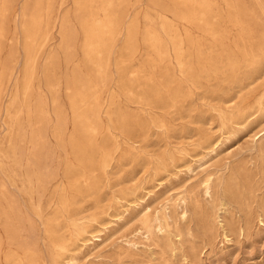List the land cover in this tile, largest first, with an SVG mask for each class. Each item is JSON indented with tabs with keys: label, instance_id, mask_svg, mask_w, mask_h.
Wrapping results in <instances>:
<instances>
[{
	"label": "rangeland",
	"instance_id": "obj_1",
	"mask_svg": "<svg viewBox=\"0 0 264 264\" xmlns=\"http://www.w3.org/2000/svg\"><path fill=\"white\" fill-rule=\"evenodd\" d=\"M0 264H264V0H0Z\"/></svg>",
	"mask_w": 264,
	"mask_h": 264
},
{
	"label": "bare ground",
	"instance_id": "obj_2",
	"mask_svg": "<svg viewBox=\"0 0 264 264\" xmlns=\"http://www.w3.org/2000/svg\"><path fill=\"white\" fill-rule=\"evenodd\" d=\"M26 7V6H25ZM4 9V8H3ZM5 10V9H4ZM52 10V9H51ZM32 12V11H31ZM52 12V11H51ZM50 12V13H51ZM78 12V11H77ZM28 14V13H27ZM46 14V13H45ZM38 15V14H37ZM51 15V14H50ZM38 17V16H37ZM37 23V22H36ZM25 24V23H24ZM28 24H30L29 22H28ZM45 25H47V21H46V23H44ZM38 25V24H37ZM41 25V24H40ZM30 26V25H29ZM28 26V27H29ZM43 26V25H42ZM49 26V25H48ZM96 26L98 27V28H100L101 27V23L100 22H96ZM30 28V27H29ZM24 29H26L25 27H24ZM28 29V28H27ZM25 31V30H24ZM30 31H31V28H30ZM43 32V31H42ZM106 32V31H105ZM108 32V31H107ZM32 33V32H31ZM33 33H34V30H33ZM46 33V32H45ZM38 35H39V32L37 33ZM45 36V35H44ZM33 37H31V39H32ZM37 38V37H36ZM30 39V38H29ZM38 39V38H37ZM47 40V39H46ZM46 42V41H45ZM36 44V43H35ZM35 44L33 43L32 45L33 46H35ZM40 44V43H39ZM42 46V45H41ZM31 47V46H30ZM29 47V48H30ZM37 48V47H36ZM40 48H42V47H40ZM28 50V49H27ZM32 50H33V47H32ZM179 50V49H178ZM36 51V50H35ZM36 53V52H35ZM29 54V53H28ZM28 56H30V55H28ZM27 56V57H28ZM31 57V56H30ZM34 57V56H33ZM32 58V57H31ZM28 60H29V57H28ZM32 60L33 59H31V62H32ZM27 62V61H26ZM34 63V62H33ZM27 64V63H26ZM27 66H28V64H27ZM31 66V65H30ZM27 68V67H26ZM29 68V67H28ZM27 68V69H28ZM151 81V80H150ZM202 185H203V190H204V192L206 193V194H208L209 192H210V190H211V180H210V178L209 177H207L206 179H204L203 180V182H202ZM184 203L182 202V205H183ZM182 207V206H181Z\"/></svg>",
	"mask_w": 264,
	"mask_h": 264
}]
</instances>
